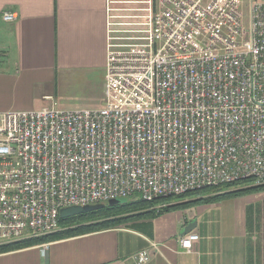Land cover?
Masks as SVG:
<instances>
[{
    "label": "built area",
    "instance_id": "2783aa9c",
    "mask_svg": "<svg viewBox=\"0 0 264 264\" xmlns=\"http://www.w3.org/2000/svg\"><path fill=\"white\" fill-rule=\"evenodd\" d=\"M100 108L0 112V242L59 210L264 184V0H107ZM14 11L2 19L13 22ZM198 234L179 238L193 250ZM136 264L149 260L141 250Z\"/></svg>",
    "mask_w": 264,
    "mask_h": 264
},
{
    "label": "crops",
    "instance_id": "0c3cea01",
    "mask_svg": "<svg viewBox=\"0 0 264 264\" xmlns=\"http://www.w3.org/2000/svg\"><path fill=\"white\" fill-rule=\"evenodd\" d=\"M107 0H0V112L39 109L52 96L104 103ZM14 11L13 22L4 11ZM55 100V101H56ZM57 104V105H58ZM193 250L179 245L190 222ZM186 235V234H185ZM264 264V189L127 220L114 227L0 253V264Z\"/></svg>",
    "mask_w": 264,
    "mask_h": 264
},
{
    "label": "trees",
    "instance_id": "16d2710c",
    "mask_svg": "<svg viewBox=\"0 0 264 264\" xmlns=\"http://www.w3.org/2000/svg\"><path fill=\"white\" fill-rule=\"evenodd\" d=\"M264 189V184L254 185L251 180H242L230 184L219 185L215 187H205L200 190L192 191L181 196L167 197L156 199L154 201H145L139 196L127 197L119 204L105 206L101 209L88 212L85 214L73 216L66 219L59 218V225L62 227L49 234L28 237L21 240L0 244V253L24 248L40 242L52 241L56 239L67 238L79 234L98 231L122 224L127 220L151 217L161 212H166L176 208H183L190 205L199 203H208L220 201L227 198H233L247 192L257 191ZM186 197H193L189 200ZM182 200V201H179ZM162 202V207H152V204ZM151 204V205H150ZM127 212L125 216L118 214ZM118 215V216H117Z\"/></svg>",
    "mask_w": 264,
    "mask_h": 264
},
{
    "label": "water",
    "instance_id": "95a60500",
    "mask_svg": "<svg viewBox=\"0 0 264 264\" xmlns=\"http://www.w3.org/2000/svg\"><path fill=\"white\" fill-rule=\"evenodd\" d=\"M122 200L120 199H112L107 201L108 206H113L116 204H119ZM105 206L103 203H95V204H90V205H84V206H69V207H64L59 210V218L60 219H66L70 218L73 216L85 214L88 212H92L98 209H101ZM196 226L195 221L193 220L190 222L187 226L184 227V229L181 231V235H185L187 233H190Z\"/></svg>",
    "mask_w": 264,
    "mask_h": 264
},
{
    "label": "rangeland",
    "instance_id": "374dc122",
    "mask_svg": "<svg viewBox=\"0 0 264 264\" xmlns=\"http://www.w3.org/2000/svg\"><path fill=\"white\" fill-rule=\"evenodd\" d=\"M242 2H243L244 10L246 11L247 10V5H248V0H242ZM66 98L69 100L68 103L70 104V106H61V105L59 106L57 100L55 99L57 104H58V106L61 109H67V110L87 109L86 107H82L81 104L88 103V102H94L96 100V98H94L93 96L90 95V93H87V92L79 93V94H76V95H72V94L69 93V94L66 95ZM49 103H46V105H48ZM90 108H94V107L91 106ZM173 198H175V197H173ZM191 198H193V197H186L187 200H189ZM126 199L127 198H120V200H126ZM179 201H182V200H179ZM163 205H164V203L159 202V203H155L154 205L152 204V207L153 208H155V207L159 208V207H162ZM127 214H128L127 212H123V213H120L118 215H120L122 217V216H125ZM61 227H62L61 225H58V228L55 231L59 230ZM55 231H53V232H55ZM18 240H21V239H18ZM15 241H17V240H15ZM0 244H6V243L0 242Z\"/></svg>",
    "mask_w": 264,
    "mask_h": 264
}]
</instances>
